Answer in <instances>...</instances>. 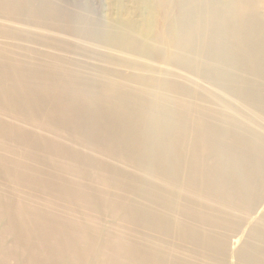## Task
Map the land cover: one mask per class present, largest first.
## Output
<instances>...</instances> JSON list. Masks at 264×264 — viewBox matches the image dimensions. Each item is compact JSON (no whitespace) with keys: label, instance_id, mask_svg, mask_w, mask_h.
I'll use <instances>...</instances> for the list:
<instances>
[{"label":"bare ground","instance_id":"1","mask_svg":"<svg viewBox=\"0 0 264 264\" xmlns=\"http://www.w3.org/2000/svg\"><path fill=\"white\" fill-rule=\"evenodd\" d=\"M122 3L118 17L104 14L100 32L108 84L85 96L113 98L111 111L138 161L137 176L122 178L131 185L115 187L127 201L112 205V213L144 218L138 220L158 235L144 237L139 258L116 255L112 264H164L165 239L175 236L242 264H264V0H134V15ZM32 6V0H0V24L27 26ZM1 47L12 56L22 50ZM109 73L116 84L109 86ZM20 74H0V95H27ZM3 160L0 166H10ZM106 181L108 187L109 176ZM16 217L46 220L0 197V222ZM57 229L50 234L58 240ZM2 232L0 264H23L7 250ZM109 234L101 232L107 240ZM72 256L71 264H84Z\"/></svg>","mask_w":264,"mask_h":264},{"label":"rangeland","instance_id":"2","mask_svg":"<svg viewBox=\"0 0 264 264\" xmlns=\"http://www.w3.org/2000/svg\"><path fill=\"white\" fill-rule=\"evenodd\" d=\"M32 1L28 27L0 24V43L22 49L12 56L1 47L0 74L19 71L28 85L19 86L27 91L23 98L0 95V156L11 166H0V197L18 212L36 210L46 220L0 222L3 243L19 253L23 264H71L74 252L84 264H106L108 254L109 264L116 255L139 258V250L146 251L144 237L158 231L147 229L144 218L125 213L123 220L112 213L117 210L112 205L127 201L115 187L131 185L122 178L137 176L138 161L128 152L124 127L111 111L113 98H102L108 111L101 97L94 102L85 96L89 90L101 94V86L108 84L103 80L106 52L99 41L104 14L118 17L117 5L123 1L128 15H134V0ZM116 83L109 73V86ZM4 156L15 158V164ZM54 229L61 243L50 234ZM104 231L111 233L109 240L101 236ZM165 241L170 248L164 264H242L208 245L193 246L176 236Z\"/></svg>","mask_w":264,"mask_h":264}]
</instances>
